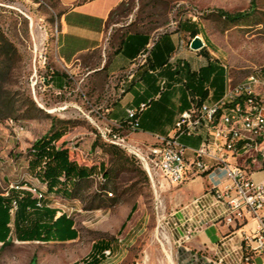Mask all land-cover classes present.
I'll use <instances>...</instances> for the list:
<instances>
[{
  "label": "rangeland",
  "instance_id": "obj_1",
  "mask_svg": "<svg viewBox=\"0 0 264 264\" xmlns=\"http://www.w3.org/2000/svg\"><path fill=\"white\" fill-rule=\"evenodd\" d=\"M220 12L252 13L227 23ZM60 13L58 0H0V193L19 186L37 194L33 188L41 186L28 169L29 151L52 129L64 133L58 145L68 147L79 163L104 164L110 176L102 182L97 169L75 198L53 199L52 206L73 220L77 239L19 242L12 233L8 245L0 244V264H91L92 246L101 241L111 244L114 255L98 264H182L185 255L169 217L170 191L153 187L140 163L125 151L121 162L106 153L107 145L88 122L90 105L100 98L87 89V70L76 72L64 92L49 86ZM184 22L195 23L202 49L234 82L256 72L264 82V0H125L109 27L119 34L128 24L125 31L156 39ZM191 40L185 34V45ZM259 91L264 100V87Z\"/></svg>",
  "mask_w": 264,
  "mask_h": 264
},
{
  "label": "crops",
  "instance_id": "obj_2",
  "mask_svg": "<svg viewBox=\"0 0 264 264\" xmlns=\"http://www.w3.org/2000/svg\"><path fill=\"white\" fill-rule=\"evenodd\" d=\"M58 1L61 13L53 42L56 69L49 86L55 93L64 92L68 81L75 80L76 72L87 70L84 75L87 89L94 98H100L90 105L86 115L89 123L115 121L124 124L126 109L156 98L141 114L139 130L129 134L132 142L153 144L154 135H166L191 101L214 102L222 97L228 76L225 67L209 58L203 49L192 51L190 42L185 45L188 33L184 27L177 26L175 31L163 33L165 35L156 39L146 32L125 31L128 24L115 34L109 27L111 15L125 0ZM146 37L148 43L144 46L142 39ZM144 50H149L145 64L140 59ZM162 80L165 89L160 91ZM180 141L188 148L186 155L190 158L191 149L198 146L200 138L181 137ZM206 163L212 165L210 161ZM251 176L256 182L264 180V169L255 166ZM225 178L224 170L210 168L190 181L165 188L170 191L173 221L182 220L178 212L181 206L213 185L223 187ZM60 214L58 212L57 216ZM253 227L250 222L244 229ZM226 236L238 241L240 231H234L223 222L206 224L191 241L184 243L183 249L209 250Z\"/></svg>",
  "mask_w": 264,
  "mask_h": 264
},
{
  "label": "built area",
  "instance_id": "obj_3",
  "mask_svg": "<svg viewBox=\"0 0 264 264\" xmlns=\"http://www.w3.org/2000/svg\"><path fill=\"white\" fill-rule=\"evenodd\" d=\"M148 57L149 50L141 52L142 63ZM40 58L45 64V56ZM263 87L257 72L240 82L227 76L220 99L191 101L179 113L171 130L166 135H154L155 142L143 144L144 149L131 144L129 134L139 130L141 114L156 98L126 109L124 124L90 121L100 140L134 157L158 190L181 185L210 168L225 171L223 187L213 185L181 206L178 212L182 220L174 222L175 214L169 215L173 235L185 255L182 264H264V180L256 182L251 176L255 166L264 165V100L259 91ZM164 89L162 80L160 91ZM181 137L200 138L198 146L191 149L190 158ZM220 222L240 231L238 241L226 236L209 250L183 249L184 243L191 241L206 224ZM250 222L254 227L244 229ZM117 245L121 247L120 240ZM103 255L112 257L113 249L105 250Z\"/></svg>",
  "mask_w": 264,
  "mask_h": 264
},
{
  "label": "trees",
  "instance_id": "obj_4",
  "mask_svg": "<svg viewBox=\"0 0 264 264\" xmlns=\"http://www.w3.org/2000/svg\"><path fill=\"white\" fill-rule=\"evenodd\" d=\"M251 13L227 14L220 12V15L227 23H235L242 19H248ZM178 27H184L191 39L199 34L194 22L179 23ZM142 43L144 46L148 43L147 37L142 39ZM203 55L206 56L205 53ZM54 75L51 74V81ZM51 131L48 136L37 140L29 151L31 159L28 169L41 186L33 188L37 194L33 195L31 190H25L19 186L10 189L7 195L0 193V244L2 246L10 243L12 233L15 240L19 242L49 243L77 239L78 232L74 228L73 220L65 213L57 216L59 211L52 206L53 199L55 197L65 200L75 198L81 184L96 176L97 169L102 173L100 175L102 182H105L110 176V171L105 168L104 164H100L99 168H96L95 164L79 163L76 158L71 156L68 147L58 145V142L64 137V133L53 129ZM106 145L104 151L121 162L125 154L124 151L117 146ZM98 146L97 143L94 144L93 149ZM38 195L41 197L38 198ZM134 209V207L131 209L127 220L131 217ZM109 248H111V244L108 241L93 244L90 253L91 264H98L104 257L103 252Z\"/></svg>",
  "mask_w": 264,
  "mask_h": 264
},
{
  "label": "water",
  "instance_id": "obj_5",
  "mask_svg": "<svg viewBox=\"0 0 264 264\" xmlns=\"http://www.w3.org/2000/svg\"><path fill=\"white\" fill-rule=\"evenodd\" d=\"M203 46L204 44L198 36L194 37L189 43V48L192 51H199L203 48Z\"/></svg>",
  "mask_w": 264,
  "mask_h": 264
}]
</instances>
